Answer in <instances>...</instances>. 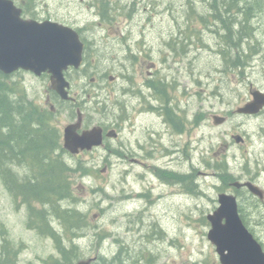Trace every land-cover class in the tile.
<instances>
[{
  "label": "rangeland",
  "instance_id": "obj_1",
  "mask_svg": "<svg viewBox=\"0 0 264 264\" xmlns=\"http://www.w3.org/2000/svg\"><path fill=\"white\" fill-rule=\"evenodd\" d=\"M107 1L112 9L107 8L105 17L109 19L105 20L99 16L97 0H35V7L24 17L81 30L88 46V64L70 74L71 95L77 98L81 89H87L92 100L87 99L86 108L94 121H114L119 114L116 101L127 107V119L130 103L142 96L129 97L122 89H143L144 81L154 73L155 80L165 83L167 97L176 92L182 106V152L165 156L168 151H164L162 156L159 151L141 150L140 156L130 154L127 147L133 134L125 120L119 124L120 144L109 143L111 149H120L118 154L103 149L91 155L61 154L74 172L69 175L73 200L59 202V210L79 211L83 226L71 232L47 207L44 219L61 246L74 245L77 258L72 264L90 258L95 259L92 264H101L98 257L118 255L122 264L131 260L142 264H220L207 239L210 226L206 220L218 205V194L229 189L221 182L219 169L233 177L228 183L254 178L264 189V112L246 118L234 116L220 126L213 124V116L225 117L228 109L244 105L250 99L248 84L258 82L264 88V77L254 72L251 81L239 84L235 74L225 70V56L217 52L222 49L221 28L207 26L199 18L207 15L211 0ZM226 1V8L243 19L244 15L230 6L231 1ZM246 6L255 7L247 24L233 22L234 17L226 13L231 38H239L237 31L242 26L250 27V36L244 37L264 38V0H242L241 9ZM175 39L179 41L173 43ZM103 72L118 78L115 84L106 85L110 92L115 87L108 97L105 93L98 97L92 89L91 79L98 81ZM7 83L16 96L22 95L40 108L56 105L53 100L46 103L48 77L16 72ZM102 102L107 113L100 115L95 106ZM65 108L58 106L52 113L51 125L60 135L69 124L68 115L58 113ZM140 123L145 124L138 119ZM233 134L243 139V145L235 143ZM145 139L141 134L142 144ZM225 145H230L226 158ZM164 169L174 170L180 182H174V175L162 172ZM12 170L23 177L21 166H12ZM183 175L191 176V191L189 185H183ZM242 198L245 226L264 249V200L253 199V205L247 197ZM34 205L36 210L42 208ZM44 226L36 216L30 218L27 204L16 201L0 177V264H50L59 259L55 239Z\"/></svg>",
  "mask_w": 264,
  "mask_h": 264
},
{
  "label": "trees",
  "instance_id": "obj_2",
  "mask_svg": "<svg viewBox=\"0 0 264 264\" xmlns=\"http://www.w3.org/2000/svg\"><path fill=\"white\" fill-rule=\"evenodd\" d=\"M13 1L21 8L23 15L30 14L36 5L35 0ZM230 1V6H233L234 9L236 7L240 16L244 15L243 19H238L234 11L226 8V2H228L226 0H211L208 4L207 15L199 16L207 26L214 24L218 29L221 28V31H218L221 35L223 50L217 51L220 55H224V47L228 39L231 38V29L227 24L226 13L228 16L234 17L233 22L241 25L247 24L251 15L255 14L254 6H246L241 9L242 0ZM97 2L100 9L99 16L103 20L109 19L108 16H105L107 8L112 9L110 3L107 0H97ZM76 31L81 36V30L76 29ZM238 33L239 35L236 37L239 38L250 36V27L248 29L242 26L241 30L237 31ZM87 57L85 52V61L88 64ZM8 77L0 73V177L10 195L16 201L21 200L22 203L27 204L30 218L36 216L41 223L45 224V231L53 235L60 258L54 259L50 264H72L73 258H77L74 245L71 248L61 246L59 237L48 226L44 215L46 207L49 208L71 232L83 226V215L79 211L75 209L59 210V202L73 200L69 175L74 172V169L63 161L59 153L61 150L59 134L57 129L51 125L52 112L47 108L36 106L22 95L16 96L13 88L7 83ZM12 166L24 168L23 177L13 171ZM219 170L221 171V182L227 185L233 177L225 173L224 169L220 168ZM165 172L167 175L170 174L168 171ZM182 179L183 185L187 187L189 185L188 190H192L191 176L183 175ZM194 186L196 188V185ZM192 192L195 193V191ZM34 204H39L42 208L36 210L33 207ZM97 261H100L101 264H122L119 255L109 259L101 256L97 258ZM128 264H142V262L131 260Z\"/></svg>",
  "mask_w": 264,
  "mask_h": 264
},
{
  "label": "water",
  "instance_id": "obj_3",
  "mask_svg": "<svg viewBox=\"0 0 264 264\" xmlns=\"http://www.w3.org/2000/svg\"><path fill=\"white\" fill-rule=\"evenodd\" d=\"M84 44L78 32L66 25L22 17V10L12 0H0V73L9 76L18 71L35 76L48 74L51 89L62 100H69V82L64 72L78 69L83 63ZM252 100L237 110L244 115H255L264 108V93H251ZM80 118V116H79ZM224 117L213 116V124L220 126ZM80 119L63 129V149L70 154L89 151L101 144L99 127L77 134ZM240 137L236 138L239 142ZM241 184L233 183L239 188ZM245 186L255 195L256 188ZM218 207L206 215L209 223L207 239L214 246L220 264H264L260 244L243 225L238 212L236 197L221 193ZM94 259L80 260L77 264H91Z\"/></svg>",
  "mask_w": 264,
  "mask_h": 264
},
{
  "label": "flooded vegetation",
  "instance_id": "obj_4",
  "mask_svg": "<svg viewBox=\"0 0 264 264\" xmlns=\"http://www.w3.org/2000/svg\"><path fill=\"white\" fill-rule=\"evenodd\" d=\"M171 41L175 43L176 41L179 40L175 39ZM85 48L87 49L86 44H85ZM224 51H225L224 54L225 70L235 74V76L238 78V82H240L239 84H244L247 80L251 81L253 75L256 74L254 72H258L261 74L262 77H264V38H258V37H251V38L243 37V38H235V39L230 38L228 39V42L225 45ZM233 51L236 52L235 55L233 54ZM175 62L177 63L178 60H175ZM77 72L78 70H68L64 73L65 79L70 83V88L68 90V93L73 100L72 101L61 100L59 96L56 94V92H54L50 87V92L48 94V97L46 98V103L50 104L52 100L55 102L56 105L50 104L49 106V110L52 113L56 111V107L58 106L63 105L66 107L65 109H63V111L59 110L58 113L68 115L69 124L67 125L74 124L80 119V126L76 130L77 134H81L82 132L90 130L95 127H99L101 129V136H102L101 144L97 147H93L89 151H79L78 154L91 155L97 150H101V149H103L107 153H110L111 155L118 154L120 149H116V150L111 149L109 143L111 142L118 143L117 141L119 140V136L121 133L119 124L123 123L125 120L129 123L131 127V132L133 134V138L128 141V145L129 144L130 145L129 147H127L128 152H130V154H133L134 156L135 155L140 156L141 150L159 151L160 153H163L164 151L165 152L168 151L167 154L163 153L162 156H164L165 154H166L165 156H168L170 154L176 155L180 151L182 152L181 138L183 131H182V124L179 121L181 120V116H182V106H180L179 103L177 102L176 92L174 96L167 97L165 83L161 79L155 80L153 78L154 73L151 76H149V79L144 81V85H143L144 90L143 89L135 90L136 88H134L133 86H132L133 88L130 87L128 89H122V92L127 93L129 97L133 96L136 99V97L142 96V100L139 97L138 99H136L135 102L130 103V112L127 115V119L124 117V113L126 112L127 114V111L125 110V108L127 107L125 106V108H123V105L118 101H116L115 104L117 105L116 107H118V112H119L118 117H116L114 121H112L111 123L106 124L105 122L94 121L93 118L90 119V117L88 116L89 109L86 108V104H87L86 102L87 99L92 100V96L88 93L86 88L81 89L79 93L80 96L79 97L77 96V98L71 95L72 80L70 74ZM20 73L22 72L20 71ZM43 76L48 77L47 74H44ZM124 78L127 80L130 77H124ZM117 79L118 78H116L115 76L112 75L109 76L108 73L103 72L98 81L95 82L93 78L91 79L93 85L92 89H96L95 93H97L98 97H99L98 93L99 94L105 93L106 97H108V95H112L113 91H115V87H113L111 89L112 92H110L109 90H107L106 85L115 84ZM131 80L132 78L129 81L130 83ZM251 82L250 84H248L249 91L247 90L249 93L248 96V98H250L249 100H251L252 92L259 91L264 93V88L258 85V82H256V84L253 82H252L253 84H251ZM176 88L178 90V85L176 86ZM98 104H101V106L98 108L95 106L96 108V109L94 108L95 111L102 112L100 115L107 113V105L104 102ZM242 106L239 105L233 111H229L231 109H228L224 117L225 122L230 121L231 118L234 116L243 117V118L249 117L248 115L237 113V110ZM91 110L93 109L91 108ZM263 112H264V108L260 110L258 114H261ZM138 119H141V121L145 123L144 125L143 123H140L141 125H143L142 127L140 124H138ZM139 127L141 128L139 129ZM136 134H139L140 138H137V136H135ZM141 134L146 136L145 144L141 143ZM237 137L239 136L234 134L232 135V138H234L235 141ZM59 140L61 141L60 143L61 150L59 151V153L63 155L68 154L67 152H65V150L62 147L63 135L59 134ZM235 143L241 146L243 145L244 141L242 139L239 141V143H237V141ZM122 146L124 147V145H118L119 148H121ZM225 148L227 149L225 154V158H226L230 149V145H225ZM235 161L236 158L234 157V162ZM165 171L167 170L164 169L162 172ZM169 173H172L174 175L175 177L174 182L179 181L177 180V176L179 175L174 170L170 171ZM157 176H158V172H157ZM236 183L241 184L239 188L233 187V182L227 183L229 185V189H225L223 192L232 194L233 196L236 197L237 212L243 225L245 226L246 211L243 209L242 197L244 196L250 199L253 205H254L253 199L263 202L264 189L262 188L263 185L254 178L253 179L251 178L243 182L237 181ZM245 183H249L251 186H254L256 188V192H258L261 195V197L253 194L247 188V186L244 185ZM230 189L231 190L233 189V193H231ZM252 236L260 244L264 252L262 244L255 238L253 234ZM2 250H3V245L1 246V251ZM1 251H0V256H1Z\"/></svg>",
  "mask_w": 264,
  "mask_h": 264
},
{
  "label": "bare ground",
  "instance_id": "obj_5",
  "mask_svg": "<svg viewBox=\"0 0 264 264\" xmlns=\"http://www.w3.org/2000/svg\"><path fill=\"white\" fill-rule=\"evenodd\" d=\"M229 10V9H228ZM224 11H226V10H224ZM250 14V13H249ZM241 15H242V13H241ZM239 19V18H238ZM251 21H253V20H251ZM236 23V22H235ZM253 24V23H252ZM236 27H237V24L235 25ZM234 26V27H235ZM239 28V27H238ZM230 29V28H229ZM227 31H228V29H227ZM231 34V33H230ZM234 38V37H233ZM228 49V48H227ZM232 49V48H231ZM223 50V49H222Z\"/></svg>",
  "mask_w": 264,
  "mask_h": 264
}]
</instances>
